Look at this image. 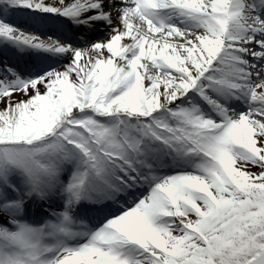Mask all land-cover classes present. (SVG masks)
I'll use <instances>...</instances> for the list:
<instances>
[{"label":"snow or ice","instance_id":"snow-or-ice-1","mask_svg":"<svg viewBox=\"0 0 264 264\" xmlns=\"http://www.w3.org/2000/svg\"><path fill=\"white\" fill-rule=\"evenodd\" d=\"M0 264H264V0H0Z\"/></svg>","mask_w":264,"mask_h":264}]
</instances>
